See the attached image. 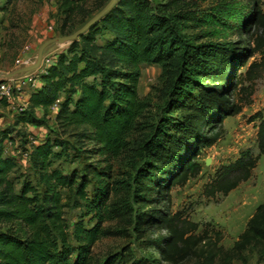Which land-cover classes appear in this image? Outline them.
<instances>
[{
	"label": "trees",
	"instance_id": "1",
	"mask_svg": "<svg viewBox=\"0 0 264 264\" xmlns=\"http://www.w3.org/2000/svg\"><path fill=\"white\" fill-rule=\"evenodd\" d=\"M60 1L64 14L60 34L68 35L109 0H96L93 10L83 14L87 0ZM250 1L252 14L245 27L264 32L263 0ZM186 5L183 0H168L164 7L173 11L168 15L150 0H117L45 67L27 107L16 114V127L42 124L45 120L38 113L45 117L58 103L53 113L58 126L64 132L81 128L74 135L93 142L91 152L102 156L99 162L65 172L53 163L69 156L72 144L47 136L25 148L32 178L20 171L18 158L7 153L6 143L14 142L16 128L0 127V264H89L95 242L110 233L102 224L115 217L112 211L130 219L137 236L154 246L159 260L168 264L189 260L232 264L250 247L256 249L258 263L264 264V202L227 249L221 244L220 230L208 224L200 228L185 210L171 209L172 188L201 173L199 154L221 139L224 120L242 111V103L231 99L233 92L251 81L241 89L252 94L255 80L264 75L263 35H256L254 46L247 47L231 40H189L177 19L191 22L198 16ZM257 54L261 60L248 64ZM142 64L161 67L165 102L155 114L150 95L139 93ZM256 120L258 153L245 149L236 160L218 167L204 186L205 196L228 195L251 178L264 154V109L253 115L251 121ZM132 139L141 160L134 177L133 204L111 209L107 204L114 190L109 180L111 164L105 162L128 150ZM66 191L76 195V206H83L84 215H91L93 222L88 226L84 217L79 219L73 241L65 218ZM164 201L167 206H160ZM162 230L167 234L144 239L149 232ZM104 264L143 263L128 254H113Z\"/></svg>",
	"mask_w": 264,
	"mask_h": 264
},
{
	"label": "rangeland",
	"instance_id": "2",
	"mask_svg": "<svg viewBox=\"0 0 264 264\" xmlns=\"http://www.w3.org/2000/svg\"><path fill=\"white\" fill-rule=\"evenodd\" d=\"M150 1L162 13L168 15L173 13L164 7L168 0ZM183 1L198 16L197 20L191 22L177 19L180 31L189 40H231L239 44L240 47H247L249 44L254 46L256 35L264 36L263 30L256 32L253 28L245 27V20L252 14L250 0ZM262 2L261 5L264 9V0ZM60 4V0H13V2L0 0V72H11L32 64L37 58L41 43L49 38L62 36L60 26L64 14ZM95 4L96 0H87L84 3L82 14L85 11L93 10ZM80 17L81 15L74 17L75 21H78ZM67 46L68 44L51 43L44 51L43 60L47 57L56 59L61 51L66 50ZM256 58L260 61L261 55L257 54L252 57L248 64ZM246 69L247 66L242 69L244 74ZM161 72L159 65H141L139 93L141 96L150 95L151 109L154 114L165 102L160 91L163 85ZM22 74L25 73L18 75ZM250 85L251 81L239 84L237 91L231 95L232 101L242 103L243 109L239 114L229 116L224 120L221 139L199 154L197 160L202 166L201 173L196 177H190L185 184L174 186L171 191V209L173 211L185 210L190 214L192 220L200 223V228L207 227L208 224V226L220 230L223 234L221 244L226 249L234 244L256 208L264 202V154L251 178L242 182L228 195L218 194L212 198L205 196L203 190L204 186L214 177L216 169L236 160L243 150L250 149L254 153H258L256 144L258 121H251V119L257 111L264 109V75L255 80L254 91L249 95L248 90L241 88ZM24 88L26 97L34 89L31 85ZM27 105V101L23 98H17L12 104L0 100V127L11 126L15 127L17 131L14 142L7 141L6 143L7 153L18 158L21 172L32 173L28 169V156L25 148L30 147L31 142L38 143L47 136H56L72 144L70 155L53 163V166H57L65 172H78L86 167L87 163L95 164L102 160L101 155L91 152V148L94 147L93 142L74 135L76 132H81V128L72 127L64 132L58 126L55 115L51 111L45 117L42 112L38 113V117L45 120L42 124H23L16 127L14 125L15 116ZM25 138L28 139V142L24 141ZM57 149L59 148L57 147ZM208 158L211 162L207 165ZM105 163L111 164L109 180L111 187L114 188L107 202L108 207L116 209L123 208L126 203L132 205L134 177L141 165L134 139L131 140L128 150L110 158ZM18 174L21 173L18 172ZM31 177L34 178V175L31 174ZM88 190L91 194L93 183H89ZM76 200L77 197L73 192L67 194L64 200L67 204L65 218L69 225L72 241L74 224L79 219L84 217L86 225H93V222H90L91 215H84V207L76 206ZM160 206H167V202H162ZM111 214L115 217L106 219L102 224V227L110 230V233L101 236L95 242L89 264H104L107 258L113 254L118 256L128 254V256L141 260L143 264H168L159 260L158 251L154 246L147 244L143 238L137 236L130 219L116 216L117 211H112ZM166 234V230L149 232L144 239L148 236L155 239L159 235ZM181 264H193V262L189 260ZM232 264H259L256 249L250 247L243 252L241 259L234 260Z\"/></svg>",
	"mask_w": 264,
	"mask_h": 264
},
{
	"label": "water",
	"instance_id": "3",
	"mask_svg": "<svg viewBox=\"0 0 264 264\" xmlns=\"http://www.w3.org/2000/svg\"><path fill=\"white\" fill-rule=\"evenodd\" d=\"M117 0H109L107 4L100 9L96 14H94L89 20H87L86 23H84L79 29H77L75 32L68 34V35H62L57 37H52L46 40L41 44V46L38 49L37 58L36 60L30 64L23 66L21 68L15 69L11 72H0V80L12 78L18 74L26 73L30 71H34L38 69L41 66V63L43 61L44 57V51L51 43H59V44H70L74 40L78 39L84 32H86L91 26H93L96 22H98L103 16L112 9V7L116 4ZM211 160L208 158L206 160V164H210Z\"/></svg>",
	"mask_w": 264,
	"mask_h": 264
},
{
	"label": "built area",
	"instance_id": "4",
	"mask_svg": "<svg viewBox=\"0 0 264 264\" xmlns=\"http://www.w3.org/2000/svg\"><path fill=\"white\" fill-rule=\"evenodd\" d=\"M52 28V27H51ZM52 57L45 58L41 66L36 71L26 72L25 74L14 76L13 78L0 80V100L6 101L10 104L14 103L17 98H23L27 101L29 97H26L24 93L25 86H33L36 88L40 84V74L44 71L45 67L54 62ZM23 109V108H22ZM53 113L58 110V103L51 106ZM27 156L29 151L26 152Z\"/></svg>",
	"mask_w": 264,
	"mask_h": 264
},
{
	"label": "crops",
	"instance_id": "5",
	"mask_svg": "<svg viewBox=\"0 0 264 264\" xmlns=\"http://www.w3.org/2000/svg\"><path fill=\"white\" fill-rule=\"evenodd\" d=\"M41 44H42V43H41ZM40 46H41V45H40ZM40 46H39V47H40ZM53 57L55 58V56H53ZM31 92H32V91H31ZM30 94H31V93H30ZM30 94L28 93V96H27V97H29V96H30ZM28 125H31V124H28Z\"/></svg>",
	"mask_w": 264,
	"mask_h": 264
}]
</instances>
